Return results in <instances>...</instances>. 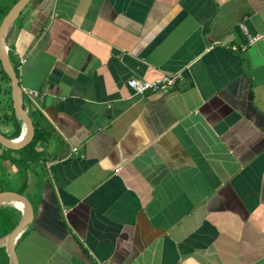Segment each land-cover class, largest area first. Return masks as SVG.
<instances>
[{"label": "crops", "instance_id": "obj_1", "mask_svg": "<svg viewBox=\"0 0 264 264\" xmlns=\"http://www.w3.org/2000/svg\"><path fill=\"white\" fill-rule=\"evenodd\" d=\"M7 46L45 138L3 162L33 211L19 264H264V0H32Z\"/></svg>", "mask_w": 264, "mask_h": 264}, {"label": "water", "instance_id": "obj_2", "mask_svg": "<svg viewBox=\"0 0 264 264\" xmlns=\"http://www.w3.org/2000/svg\"><path fill=\"white\" fill-rule=\"evenodd\" d=\"M31 1L32 0L17 1L0 25V62L3 70L10 79L13 108L16 117L22 123L23 129L20 137L17 139H9L0 131V144L3 148L11 150H20L27 146L33 140L36 132L33 119L24 107V92L20 85L17 71L10 59L7 46V36L10 29ZM18 203H22L23 208H19L17 206ZM0 206H12L21 212V219L14 230L5 237L0 238V244L5 246L11 264H19L16 254V245L21 234L32 221V205L23 194L15 191H3L0 192Z\"/></svg>", "mask_w": 264, "mask_h": 264}, {"label": "trees", "instance_id": "obj_3", "mask_svg": "<svg viewBox=\"0 0 264 264\" xmlns=\"http://www.w3.org/2000/svg\"><path fill=\"white\" fill-rule=\"evenodd\" d=\"M10 10H11L10 8L7 9L6 7H0V25ZM10 57H11V54H10ZM1 72L5 76V77H1V79H6L10 83V79L8 75L5 73V71L3 70L2 66H1ZM5 91L6 90L0 87V97L2 96L3 93H5L6 96H9L10 102L8 104L5 102L3 105L2 101H0V124L8 125L10 123L11 124L13 123V127H14L13 133L8 135L3 132V134L9 139H17L20 137L22 130H23L22 123L21 121L18 120V118L15 115V111L13 108V101H12L11 86L8 88L6 92ZM44 139L45 138L43 136L42 131L36 129L33 140L27 146H25L24 148L20 150L6 149V148H3V146L0 144V168H2V171H6V170H3V166H2V163L4 161H11V163L14 166H16L17 169H19V171L21 168L25 169L24 164L29 163V160H27L28 158H31L33 160L38 158L36 149H37L38 144ZM2 175L8 176L9 174H7V171H6V173L4 172L1 173V176ZM4 186L6 185L3 183V178H2L0 179V192L14 190L10 188L6 189ZM20 219H21V212L18 209L12 206H0V238H3L9 233H11L14 230V228L17 226V224L19 223Z\"/></svg>", "mask_w": 264, "mask_h": 264}, {"label": "built area", "instance_id": "obj_4", "mask_svg": "<svg viewBox=\"0 0 264 264\" xmlns=\"http://www.w3.org/2000/svg\"><path fill=\"white\" fill-rule=\"evenodd\" d=\"M239 27L247 39L248 46L254 45L256 42L259 41L260 36L253 35L244 22L241 23ZM245 48L246 46L243 49ZM24 63H25V60L21 59V65ZM180 82H182V75L173 74V75L162 76L153 81L141 80L138 78H131L127 84H128V87L135 94L145 95L148 93L158 94V93L168 92L169 90L176 87L177 84H179ZM25 92L31 99H36L39 96L38 92H35L33 90H28V91L26 90ZM73 152L76 154H79L82 158L84 157V155L80 154L78 150L75 148L73 149Z\"/></svg>", "mask_w": 264, "mask_h": 264}, {"label": "rangeland", "instance_id": "obj_5", "mask_svg": "<svg viewBox=\"0 0 264 264\" xmlns=\"http://www.w3.org/2000/svg\"><path fill=\"white\" fill-rule=\"evenodd\" d=\"M16 1H19V0H0V5H2L0 7H6L7 9H9V8L11 9V7H13L15 5L14 3ZM0 71H1V65H0ZM1 73H0V77H5L4 74L3 73L1 74ZM1 81H2V79H0V84H1ZM5 81H8V80L5 79ZM9 100H10L9 96H6L5 93H3L2 96L0 97V101H2L3 105L5 102L8 104L10 102ZM8 125H12V124L10 123ZM11 131L12 130L6 131V134L9 135ZM2 166H3V163H2ZM16 169H17V167H16ZM3 170H6V169L3 167ZM3 172L6 173V171H2V168H0V179L3 178V183L6 185L4 187L6 189L10 188V189H14L17 191L22 190V188L19 186V184H21L25 180L23 173H20V175H18V176L16 174H14V175H12L13 176L12 178H9V176H3V175L1 176V173H3ZM16 172H17V170H16ZM6 256L7 255H5V253H3V251H0V258L1 259L2 258L5 259ZM1 263H2V261H0V264Z\"/></svg>", "mask_w": 264, "mask_h": 264}, {"label": "bare ground", "instance_id": "obj_6", "mask_svg": "<svg viewBox=\"0 0 264 264\" xmlns=\"http://www.w3.org/2000/svg\"><path fill=\"white\" fill-rule=\"evenodd\" d=\"M17 206H18L19 208H23L22 203H18Z\"/></svg>", "mask_w": 264, "mask_h": 264}]
</instances>
